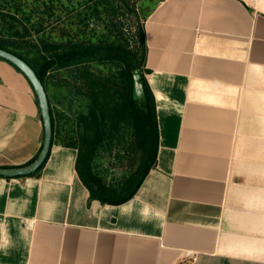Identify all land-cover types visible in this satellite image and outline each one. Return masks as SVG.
Segmentation results:
<instances>
[{
  "label": "crops",
  "instance_id": "obj_1",
  "mask_svg": "<svg viewBox=\"0 0 264 264\" xmlns=\"http://www.w3.org/2000/svg\"><path fill=\"white\" fill-rule=\"evenodd\" d=\"M145 30L155 165L120 204L90 198L63 144L35 175L0 176V264H264V0H160ZM44 134L32 83L0 57V166Z\"/></svg>",
  "mask_w": 264,
  "mask_h": 264
},
{
  "label": "rangeland",
  "instance_id": "obj_2",
  "mask_svg": "<svg viewBox=\"0 0 264 264\" xmlns=\"http://www.w3.org/2000/svg\"><path fill=\"white\" fill-rule=\"evenodd\" d=\"M44 0H0L2 32L0 39L10 41L33 62H43L44 43L58 42H121L133 49L138 47V19L131 10L118 8L119 0H107L91 15L87 9L89 0H63L64 7L58 11L62 16L57 21L45 13ZM95 0H91L93 4ZM136 3L140 22L150 14L160 0H132ZM11 16H15L14 20ZM90 16V17H89ZM19 26L20 33L4 32L8 25ZM90 69L98 78L111 77L117 83L124 82V66L118 61L91 60L82 64L73 62L65 66L56 65L46 75V87L56 116V143L82 147L85 143L86 124L82 120L92 106L91 98L80 89L82 73ZM102 76V77H101ZM84 77V76H83ZM103 139L91 157V168L104 184L118 193L126 192L134 175L144 167L149 153L134 124L126 115L118 124L111 119L103 122Z\"/></svg>",
  "mask_w": 264,
  "mask_h": 264
},
{
  "label": "trees",
  "instance_id": "obj_3",
  "mask_svg": "<svg viewBox=\"0 0 264 264\" xmlns=\"http://www.w3.org/2000/svg\"><path fill=\"white\" fill-rule=\"evenodd\" d=\"M90 1L85 2L87 9H93L90 16L98 12L100 5L107 2V0H95L93 4H90ZM119 2L118 8L126 11L132 10L138 19L139 44L136 49L127 45L125 46L121 42L111 43L100 41L96 43L69 41L68 45L58 42H53L52 44L43 42L44 48L42 53L47 52L52 55L44 57L43 62H33L22 55L16 48L10 47V41L0 39V47L17 54L29 62L45 86L47 73L56 65L65 66L76 61L85 64L90 63L93 59L99 62L107 60L118 61L124 66L125 75L123 83H117L111 77L98 78L90 69L84 70L81 76L82 82L79 87L92 100L89 114L82 118L86 124L85 143L82 147L61 143L78 149L77 170L82 181L90 190V198L99 199L103 203L110 204L124 203L134 197L157 161L159 144L156 98L146 77L149 69L145 68L147 56L145 20L147 17L141 23L139 20L140 14L137 12L135 2L132 0H119ZM43 4L45 6L44 11L48 13L49 17H55L57 21L61 20L62 16L58 11L64 7L63 0H44ZM4 15L0 14V18L1 16L4 17ZM11 17L16 20L15 16ZM2 29L0 26V33ZM4 32L18 35L20 28L19 26L11 24L5 28ZM51 113L54 126V144L57 142V124L52 105ZM128 114L134 124L136 134L140 137L145 149L149 153H147L144 167L134 175L126 192L120 194L114 188H110L103 183L101 178L93 172L90 161L103 139V122L111 119L114 124H118ZM36 158L37 156L27 164L32 163Z\"/></svg>",
  "mask_w": 264,
  "mask_h": 264
},
{
  "label": "water",
  "instance_id": "obj_4",
  "mask_svg": "<svg viewBox=\"0 0 264 264\" xmlns=\"http://www.w3.org/2000/svg\"><path fill=\"white\" fill-rule=\"evenodd\" d=\"M0 57L10 61L16 67H18L32 83L38 97L45 130L44 142L37 158L32 163L23 166H0V176L9 178L29 176L36 173L42 166H44L53 146L54 126L50 98L44 82L29 62L17 54L1 47Z\"/></svg>",
  "mask_w": 264,
  "mask_h": 264
},
{
  "label": "built area",
  "instance_id": "obj_5",
  "mask_svg": "<svg viewBox=\"0 0 264 264\" xmlns=\"http://www.w3.org/2000/svg\"><path fill=\"white\" fill-rule=\"evenodd\" d=\"M180 264H185L184 262L180 263Z\"/></svg>",
  "mask_w": 264,
  "mask_h": 264
}]
</instances>
